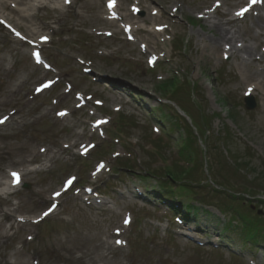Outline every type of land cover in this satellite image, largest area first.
Listing matches in <instances>:
<instances>
[{
	"label": "rangeland",
	"instance_id": "374dc122",
	"mask_svg": "<svg viewBox=\"0 0 264 264\" xmlns=\"http://www.w3.org/2000/svg\"><path fill=\"white\" fill-rule=\"evenodd\" d=\"M43 1L31 10L32 22L49 23L42 29L47 40L32 43L33 50L5 33L6 27L17 36L24 31L0 19V264H264V232L255 240L243 236L218 208L231 206L225 196L233 191L243 197L234 203L238 211L264 219L258 203L264 201V62L249 61L243 46L252 42L240 40L264 10L237 16L251 0L201 6L202 0H141L140 8L135 0H116L138 9L137 20L149 4L156 21L136 25L157 23L151 35L102 27L107 0H67L70 6L60 10ZM0 14L28 24L7 10ZM228 18L233 24H224ZM219 23L243 48L238 55L221 42L217 54L205 47ZM252 33L264 42V19ZM251 56L260 57V50ZM238 67H247L256 84L251 110ZM173 76L178 89L160 90ZM201 116L205 141L191 122ZM187 127L212 167H197L192 179L218 189L213 172L225 175V193L191 186L192 193L173 187L161 194L155 169L176 162ZM9 171L20 173L21 183L6 193ZM202 196L215 206L199 202ZM173 201L181 213V206L197 207L189 223L168 209Z\"/></svg>",
	"mask_w": 264,
	"mask_h": 264
},
{
	"label": "bare ground",
	"instance_id": "6f19581e",
	"mask_svg": "<svg viewBox=\"0 0 264 264\" xmlns=\"http://www.w3.org/2000/svg\"><path fill=\"white\" fill-rule=\"evenodd\" d=\"M110 3H113L114 8L120 9L122 8V12H116L114 14V16L111 15V13H113L115 11L114 10H105L106 15L103 16V25L102 27H104L105 29H115L116 28H124L125 25H128V30L129 31H147V33L151 34V35H156L157 32H155L154 30L158 29L156 27L157 23H154L156 21V15L153 11V8L150 7V5H146L144 7L145 10V16L140 19L137 20V18L135 17V10L134 7H131V5L129 4L128 6L126 5L123 8V4L120 2L119 4L116 3V0H107ZM209 0H202V3L199 4V6H201V4H203L204 2H207ZM214 0H212L213 2ZM235 1V0H234ZM245 1V0H243ZM49 2L55 3L53 4L51 7H53L54 9H63L64 6L69 7V1L65 2V0H49ZM225 3H230L229 0H224ZM134 3L137 5L138 8H140V5L143 3L141 0H135ZM47 4V2H44L43 0H0V9H4L9 11L12 14H16L18 19L21 20H26L27 21V25L21 26L19 25L16 21L11 20L9 17L5 16L4 14H0V19L3 20V23L1 22V25H6V24H12V26H16L18 30H21L23 33L21 36H17L15 34H13L9 29H5V33L8 34L10 36V38H12L13 41H15L16 43H19L21 45H26L28 47H30V50H33V48L31 47L32 43L33 44H40L39 41L44 40V36L45 34L42 32V29H49V26H47L46 24H39V23H35L32 22L33 17H35V13L32 14L31 10H35L34 12L40 10L41 8H43L45 5ZM133 4V3H132ZM213 4V3H210ZM235 4V2H234ZM244 5H241V7ZM214 10L215 13H220L219 15L221 17H227L228 13L227 12H220L219 10V5H212L211 6ZM250 7H255L256 9H261L264 10V0H262L261 4L257 5L252 4ZM205 9L204 6L200 7V10L202 12V10ZM246 14H244L243 16H245ZM256 17L258 18L257 21H255L253 23L252 27H248V28H244L242 30V34H239L241 39L243 41H251L252 43L250 45H244L243 48L242 47H236V43H231V41L233 40L234 42L236 41L237 38H235V35L232 33L231 35H229V31L224 27V25L220 24L219 25H215V31L214 34H216V38L215 41L212 42L209 39H203V43L206 46H210L209 48L211 49V52L214 53H218V49L220 48V42L222 44H226L227 45V50L231 51L230 55L234 54V55H238V53L243 49V52H245V54L247 55L246 58L253 62V61H257L258 63H263L264 62V42L262 41L260 34H254L252 33L253 29L255 27H261V22H263L264 17H262V15L260 13H256L255 14ZM242 16V17H243ZM122 18L125 19V23H122ZM154 19V25L153 27L151 26L150 28L147 29H143L141 27H138L136 24H138V21H141L143 24H148V22L150 20ZM149 20V21H148ZM235 20L233 19H226L225 20V25L226 24H233ZM122 23V24H119ZM129 23V24H128ZM150 26V25H148ZM153 28V29H152ZM164 30V29H163ZM237 36V35H236ZM236 47L235 50L232 51V49ZM253 50H260L261 52V56L256 58V57H252L251 53ZM221 51V48H220ZM220 54V53H219ZM221 56V55H219ZM0 60H3V58L0 56ZM241 70V73L243 75V80L248 84L246 85L249 86L248 89H251V94L252 92H254V90H256V84H252L253 79L252 76L249 74L247 67H245V69H242L240 67H238ZM251 82V83H250ZM250 83V84H249ZM15 172V171H14ZM13 172L9 171L8 172V176L9 179L7 182H5V187L3 189L2 192H6L8 193L10 190L14 189L15 186L18 184H14L13 183V177L12 174ZM16 173V172H15ZM19 177L21 179V174H19ZM19 183H21V181H19ZM4 215H6L7 217L10 218V215L7 213H4Z\"/></svg>",
	"mask_w": 264,
	"mask_h": 264
},
{
	"label": "trees",
	"instance_id": "16d2710c",
	"mask_svg": "<svg viewBox=\"0 0 264 264\" xmlns=\"http://www.w3.org/2000/svg\"><path fill=\"white\" fill-rule=\"evenodd\" d=\"M176 81H177V78L173 76L172 79H165L164 81L160 82L158 85L160 86V90L162 91L168 90L169 88L177 90L179 86L176 88V83H175ZM195 86H196L195 83L193 84L189 83V88H190L191 93L196 92ZM168 117H169V120L175 123L177 122L175 116H172L171 114L168 113ZM192 122H193V125L196 131H198V134L200 135L201 139L205 141L206 139L205 132L203 131V127L204 125H206L205 120L201 116L200 119L198 120L193 119ZM185 134L186 135H184V137L180 139V147L178 149V159L176 158L177 159L176 162L170 165H167L165 167H160V168L155 169V170H158L159 174L157 172L156 173L158 174V176H160L158 177V179H160L159 183H160V186L163 188V190L160 191L161 194H164L167 196L171 194L173 190H179V192H182L184 194L192 193L191 186L193 187L201 186V188L203 187L204 189L208 188L209 189L208 192H211V193H217V194L225 193L223 190H218L212 186H209L208 183H205V185H199L200 182L197 179H195L194 177L192 179L193 172L196 171V168L199 166H202L203 156L201 153L203 151H202V148L198 146L197 137L195 136V134L193 133V130L190 127L186 128ZM206 150L207 149L205 148V151ZM199 158L200 159L202 158L201 161ZM119 160H124V159L120 158ZM183 160L187 163V165L185 166L183 165V162H182ZM179 161L181 162V164L179 163ZM204 161L208 163L205 157H204ZM120 163H124V161H120ZM235 165L238 168L240 167V164H235ZM208 166H210L208 167L209 169L212 168L209 163H208ZM199 180L201 181L202 179H199ZM194 181H196V185L195 184L191 185L190 183L192 182L194 183ZM213 181L217 183L218 185L220 184V186H226V184L229 185L230 183L229 178L225 177V175L224 176L220 175L219 173L218 174L214 173ZM262 182L264 183V180ZM225 198H227V200L231 202V206L228 205L223 208L222 207H218V208L221 210L224 217L228 218V222H230L231 219L237 221V224L240 227V230L243 236L246 235L247 238L255 240L256 235L264 232V219L262 217H259V216L254 217L249 214H242L240 211L237 210L234 203H239L240 199H243L242 196H237L235 195L233 191H230V194H227ZM201 200L204 202L202 201H199V202L203 204L215 206L214 204L210 202H206L204 196H202ZM258 203L262 204L264 203V201L259 199ZM174 205L176 204L173 201L171 204L172 209L173 210L178 209V207L177 206L175 207ZM184 209L186 210L185 216H188L189 212H192L194 216L197 213V207L192 204L184 206Z\"/></svg>",
	"mask_w": 264,
	"mask_h": 264
},
{
	"label": "snow or ice",
	"instance_id": "6c2138e0",
	"mask_svg": "<svg viewBox=\"0 0 264 264\" xmlns=\"http://www.w3.org/2000/svg\"><path fill=\"white\" fill-rule=\"evenodd\" d=\"M65 2H67V0H65ZM257 2H258V0H251V3L249 4L248 7H250L252 4H255V3H257ZM248 7H245V8H243V9H241L240 11H238V12L236 13V15H237V16H243V15L245 14V12L248 11ZM16 34L19 35V33H16ZM44 39L46 40L47 38L44 37ZM250 91H251V89H249V92H250ZM63 114H64V113H61V115H63ZM5 119H7V118H5ZM0 123H4V120H0ZM11 175H12V177H13V183H14V184L19 183V181H20L19 174L13 172ZM71 182H72L71 180L67 181L68 184H71ZM55 195H56V196H59L60 193L57 192V193H55ZM54 207H55V205H53V208H54ZM49 211H51V209H49ZM44 215L47 216V215H48V212H47V211L44 212ZM128 222H129V221H128L127 219L124 220V223H125V224H127Z\"/></svg>",
	"mask_w": 264,
	"mask_h": 264
},
{
	"label": "water",
	"instance_id": "95a60500",
	"mask_svg": "<svg viewBox=\"0 0 264 264\" xmlns=\"http://www.w3.org/2000/svg\"><path fill=\"white\" fill-rule=\"evenodd\" d=\"M244 101H245L244 103H245V108L246 109H253L255 107V101H254V99L251 96H246L244 98ZM251 207L253 208V205ZM257 213L261 214L262 211L258 210Z\"/></svg>",
	"mask_w": 264,
	"mask_h": 264
}]
</instances>
